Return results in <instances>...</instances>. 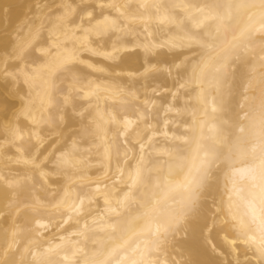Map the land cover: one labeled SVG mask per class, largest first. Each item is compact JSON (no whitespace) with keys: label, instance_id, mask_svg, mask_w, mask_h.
<instances>
[{"label":"bare ground","instance_id":"bare-ground-1","mask_svg":"<svg viewBox=\"0 0 264 264\" xmlns=\"http://www.w3.org/2000/svg\"><path fill=\"white\" fill-rule=\"evenodd\" d=\"M242 3L0 0V264L257 261L264 52Z\"/></svg>","mask_w":264,"mask_h":264},{"label":"snow or ice","instance_id":"snow-or-ice-1","mask_svg":"<svg viewBox=\"0 0 264 264\" xmlns=\"http://www.w3.org/2000/svg\"><path fill=\"white\" fill-rule=\"evenodd\" d=\"M226 6L232 7L231 4H227ZM237 7H248V8L258 7L259 8V21L258 22L260 24L259 31L261 33V36H260L261 51L264 52V0H259L258 5L255 3H251V4L242 3V4L237 5ZM89 15H90V13H89ZM254 22L255 21H253V23ZM249 27H251V24L249 25ZM253 30H255V29H253ZM206 179H207V174L206 173L202 174L201 177L199 178V180L196 182L197 185H199L200 183H203V181ZM194 201H195V191L192 193V196L190 197V204L194 203ZM260 233H261V236H260L259 241H256L252 237H248V242L255 243L257 245L256 252H257L258 264H264V222H262L260 225ZM159 247H160V243L157 240V241L152 242L151 246L148 249H146V251L149 253H153L155 251H158ZM257 261H253L252 264H257ZM133 264H153V262L151 260L146 261L144 259H141L138 262L134 261ZM172 264H176V262L173 261Z\"/></svg>","mask_w":264,"mask_h":264}]
</instances>
